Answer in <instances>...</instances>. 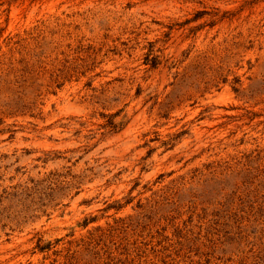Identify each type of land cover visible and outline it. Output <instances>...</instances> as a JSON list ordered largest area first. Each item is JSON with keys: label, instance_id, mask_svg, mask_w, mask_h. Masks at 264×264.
<instances>
[{"label": "rangeland", "instance_id": "obj_1", "mask_svg": "<svg viewBox=\"0 0 264 264\" xmlns=\"http://www.w3.org/2000/svg\"><path fill=\"white\" fill-rule=\"evenodd\" d=\"M0 264H264V0H0Z\"/></svg>", "mask_w": 264, "mask_h": 264}]
</instances>
